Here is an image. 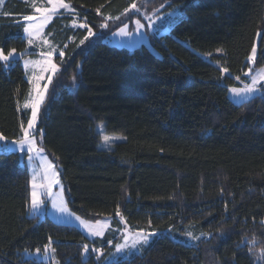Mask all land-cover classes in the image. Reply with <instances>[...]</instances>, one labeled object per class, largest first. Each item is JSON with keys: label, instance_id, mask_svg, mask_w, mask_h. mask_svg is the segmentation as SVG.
<instances>
[{"label": "trees", "instance_id": "16d2710c", "mask_svg": "<svg viewBox=\"0 0 264 264\" xmlns=\"http://www.w3.org/2000/svg\"><path fill=\"white\" fill-rule=\"evenodd\" d=\"M65 1L74 13L58 14L44 32L64 56L40 113L41 146L72 212L109 217L116 230L119 210L130 231L157 235L139 254L108 260L112 234L91 240L47 215H29L25 160L0 154V264H264L255 251L264 248V96L234 104L227 95L246 81L258 35L255 67H264V0H153L165 5L162 13L181 16L132 50L106 38L140 0ZM31 4L3 2L5 54L27 50L23 17L33 14ZM74 18L95 33L83 44L88 29L72 27ZM28 89L21 59L0 61V134L9 140L30 119L22 108ZM99 124L123 139L101 149ZM49 238L55 253L26 257L43 255Z\"/></svg>", "mask_w": 264, "mask_h": 264}, {"label": "rangeland", "instance_id": "374dc122", "mask_svg": "<svg viewBox=\"0 0 264 264\" xmlns=\"http://www.w3.org/2000/svg\"><path fill=\"white\" fill-rule=\"evenodd\" d=\"M5 1V0H4ZM66 2V1H65ZM68 3V2H66ZM37 6H41L43 5L44 7H51V5L47 4V0H43L40 3H36ZM137 8L140 9V11H136L135 9H132L131 7L128 9L127 13H125V15L123 16V20L125 21L124 23L121 24V26H119L115 31H113L110 35L107 36L106 41L108 43V45L112 46V47H117V48H124V49H129L132 50L137 46H140L142 44L144 45H150V35L155 33H167L170 31V28L172 27L173 24L176 23V21L180 18L181 13L180 11L176 10V11H172V12H168V13H162L161 10L163 9V7L165 5H154L153 4V0H140L139 2L136 3ZM2 4H0V9H1ZM72 7V6H71ZM73 9V8H72ZM64 13V14H72V12H67L64 9H59V13ZM169 13H171V15H169ZM33 14L35 15H39L38 13H35L33 10ZM32 14V15H33ZM57 14V15H58ZM57 15H54L53 18ZM52 18V19H53ZM139 20L140 23L142 25H144L143 28H140L139 30L137 29V25H136V21ZM51 22V21H50ZM49 22V23H50ZM28 23H35V21H25L24 20V26H26ZM48 23V24H49ZM48 24L45 26L44 30H43V35L40 38H36L33 39V43L31 45H29L28 43V35L24 32V38L27 39V50L25 52H21L24 53L25 56L21 57V53H17L16 52V58H20L21 59V64H22V68L24 70V74H25V78L29 83V89H28V94L27 97L29 96V93L31 92L32 96H35V92L33 91L34 89V84L35 81H31V77L33 75V73L39 75L40 73V67L38 66H34V65H29L27 68L25 67V62L26 61H36V60H42L44 59V57L40 56L39 53L41 52H47L49 51V45H46L43 43L44 39H47L49 41L48 38H46L44 36V32L46 27L48 26ZM152 25L151 27H149V25ZM125 25H127V32L128 35H119V30L121 28H123ZM72 26V24H71ZM73 27V26H72ZM158 34V35H160ZM258 40H259V35L257 36L256 42H255V46L257 48L258 45ZM50 42V41H49ZM50 45L52 47H54L51 43ZM55 48V47H54ZM56 49V48H55ZM31 50H34L35 52H37V54L35 55H26V53L30 52ZM59 52L57 49L56 51L53 53V62L57 64L58 59L62 58L59 56ZM251 54V53H250ZM257 55V53H256ZM255 61H256V57L255 60L252 62H249V67L247 68L246 72H245V77H246V81L245 82H240V88L244 87L245 83H250L251 80V76L255 74L256 71H258L261 68L264 67H255ZM58 66V65H57ZM59 68V66H58ZM60 71V70H59ZM59 71L57 73H55V75H52V80L51 83L48 82L47 80V76L51 75V73H45V79L40 81V86L41 88H43V86L45 84H47V91L45 93V99L43 101V103L40 105L39 111L37 113V117H36V123L34 125V127L32 129H30V132L32 133V135L35 137L36 142H37V146L38 147H42V133H38V124H39V119H40V113L44 107V103L46 101V97H47V93L51 87V84L53 82V79L58 75ZM232 87L228 88L227 91V95L229 100L234 103V104H241L244 102H248L251 99H253L256 96H264V81H261L258 85L257 88L259 89V91H256L254 93H252L250 96L247 97H235L234 95H232L229 92V89ZM25 104V102H24ZM27 110L30 111V119L32 118V109L31 107H23ZM29 119V120H30ZM101 124L97 125L96 129H97V133L100 136V148L101 149H106L103 144H102V140H101V134H100V129L98 126H100ZM28 126V124H27ZM27 126L25 128H27ZM103 134H105L103 132ZM106 135V134H105ZM110 137H120V139H116L114 141H112V145L119 140H122L123 138L121 136H116V135H108ZM9 140V139H7ZM11 141V140H9ZM9 147H11V145H9ZM108 150V149H107ZM2 148H0V152H2ZM17 153L21 159L25 160V165L28 169V173H29V186H30V194H31V185H32V176H33V170L35 169L37 171V183H47V181H45L43 179V168L40 167L41 165H43L45 162L40 160L39 158H37L35 161H33L31 164L29 163L28 160V156L24 153H21L19 151L15 152ZM43 156L47 157V161L51 162L54 170L57 174V178L59 179V169L58 167H56V165L54 164V162L49 158V156L46 154L45 151H43L42 153ZM60 181V180H59ZM61 187L63 188V186L61 185V183L59 185L53 184L52 187V192L54 194V196H59L60 195V189ZM43 191V190H41ZM41 199L43 200V204L41 205V210L39 212H33L30 208V204H29V210L28 213L31 216H36L39 219H42L45 215H47L51 220H53L54 222L60 223V224H66V225H71L74 226L75 228H77L79 231H81L88 239H95V238H102L106 233H110L114 236V240L111 241L109 243V246H112L113 243H115L114 249L110 255V258L108 260H117L119 258H128L131 257L132 255L135 254H139L141 252V250L147 246V244L152 240L153 236L152 233H146V232H132L128 229V227L125 225L124 220L122 218H120L118 216V219L121 223V226L119 229H111L110 228V218L109 217H102V218H96V219H92V220H87L83 217H81L78 214H75L74 212H72L66 202L65 199V195H64V190H63V195H62V200H63V204L66 206L67 211L66 212H61L58 210L57 208H54L52 206V198L51 197H47L46 195H42ZM60 204V200H57V205L59 206ZM76 217H80L81 220L87 221L89 222L91 225L96 226V221H100L102 224L106 223V226L103 228V236H92L89 234V231L84 227V225H82L80 223L79 220L76 219ZM98 227V226H97ZM108 230L110 232H108ZM155 235H157L155 233ZM137 236H140V242L136 244L135 248L131 247L132 241L133 239H135ZM143 236H147L148 239L145 242L142 237ZM125 237H127V244L128 247L124 248L123 250H121L120 252L116 251V245L117 244H124L125 243ZM117 240V241H116ZM250 247H254V244H251L250 242H248ZM260 250L261 249H256V254L259 256L260 255ZM98 252H96L95 254H97ZM101 254V251L98 253V255ZM26 257H35L37 259L40 260H44L45 261V256L42 254L37 255L36 252L34 253H28L26 252ZM48 258V257H47Z\"/></svg>", "mask_w": 264, "mask_h": 264}, {"label": "snow or ice", "instance_id": "6c2138e0", "mask_svg": "<svg viewBox=\"0 0 264 264\" xmlns=\"http://www.w3.org/2000/svg\"><path fill=\"white\" fill-rule=\"evenodd\" d=\"M4 0H0V4H3ZM47 4L51 5V7H44L43 5L37 6L35 3V0H32L31 7H33L34 12L38 13L39 15H25L23 19L25 21H35V23H28L24 27V32L28 35V43L31 45L33 43V39L40 38L43 35V30L45 26L52 20L54 15H57L59 13V9H64L67 12L74 13V9H72L70 3H66L65 0H47ZM132 9H135L136 11H140L139 8H137L136 4L131 5ZM128 9H125V13H127ZM97 14H100V9H96ZM4 15H8V13H4ZM171 15V13H169ZM105 20L109 19H115L119 20L120 17H111L106 16L104 17ZM137 29L143 28L144 25L140 23L139 20L136 21ZM73 27H80V28H87L88 29V35L84 36V39L80 41L81 44L84 43V40L88 39V36L95 35V33L92 32V29L86 24V23H79L77 24L76 19H73L72 22ZM152 25L150 24L149 27ZM101 28H107V23H102L100 25ZM119 35H128L127 32V25H125L123 28L119 30ZM43 43L46 45H49V51L47 52H41L39 53L40 56L44 57L42 60H36V61H26L25 67L27 68L29 65H34L40 67V73L39 75L33 73L31 77V81H35L34 89L35 96H32L31 92L29 93V96L25 99L24 107L28 108L31 107L32 109V118L28 121L27 128L24 127L23 123H21L20 131L22 133V136H20L19 139H13L11 141L7 140V138L0 134V148H2V152L0 154H14L15 152L19 151L21 153H24L28 156L29 163L31 164L33 161H35L37 158L44 161L45 163L41 165L40 167L43 168V179L47 181V183H37V171L33 170V176H32V185H31V194H30V208L33 212H39L41 210V205L43 204V200L41 199L42 195H46L47 197L52 198V206L54 208L58 207V210L61 212H66V206L63 204L62 195H63V188L60 189V195L54 196L52 192L53 184L59 185L60 181L57 178V174L54 170V167L51 162L47 161V157L43 156L42 153L44 149L42 147L37 146V142L35 137L30 132V129H32L36 123V117L37 113L39 111L40 105L43 103L45 99V93L47 91V84L41 88L40 81L45 79V73H51V75L47 76V80L49 83H51L52 75H55L59 71V68L56 63L53 62V53L56 51L54 47L50 45V42L47 39L43 40ZM67 47V45H65ZM220 51V50H218ZM257 53V48L254 45L251 49V54L247 57V60L249 62H252L255 60ZM21 57L24 55V53L20 54ZM59 56L63 57L64 52L60 51ZM16 59V50L11 49L8 51L7 54H5L3 49H0V61L2 62H9L10 60ZM224 71H227V69H224ZM237 80H239V77H236ZM250 83H245L243 88L240 87H232L229 89V92L234 95L235 97H247L250 96L252 93L259 91L257 88V85L264 81V68L259 69L255 72L254 75L250 78ZM100 129L101 134V140L102 144L106 149H111L112 147V141L116 139H120V137H110L108 135L103 134V125L101 124L98 126ZM11 145V147H9ZM43 190V191H41ZM57 200H60L59 206L57 205ZM116 215L119 216L120 212L117 210ZM77 220L80 221L82 225L89 231V234L92 236H103V228L106 226L105 224H102L100 221H96V226L91 225L89 222L81 220L80 217H76ZM98 226V227H97ZM152 235H155V233H152ZM188 235L191 237V233H188ZM141 237L137 236L135 239H133L131 247L135 248L136 244L140 242ZM142 239L146 242L148 237L143 236ZM195 239H199V237H195ZM110 243V241H109ZM251 244H255V240H252L250 242ZM128 247L127 244V237H125V243L124 244H117L116 245V251L120 252L124 248ZM83 250L85 253L89 251L88 245L85 244L83 246ZM92 251L94 252H100V249L93 248ZM249 251H252L250 248ZM41 252L40 249L36 250L37 255H39ZM52 252L55 253V248L52 247V241L51 238H49V242L47 245H45L43 249V255L45 258L48 257V253ZM102 254V253H101ZM258 260H264V248H261L260 255L257 257Z\"/></svg>", "mask_w": 264, "mask_h": 264}]
</instances>
